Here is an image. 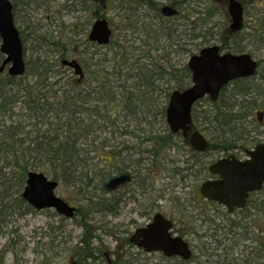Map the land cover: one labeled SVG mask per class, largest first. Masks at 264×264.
<instances>
[{
    "label": "trees",
    "instance_id": "1",
    "mask_svg": "<svg viewBox=\"0 0 264 264\" xmlns=\"http://www.w3.org/2000/svg\"><path fill=\"white\" fill-rule=\"evenodd\" d=\"M11 1L17 12V3ZM88 1L84 0L82 9L70 6L72 12L92 11ZM93 6L97 10L105 3H95ZM144 7L152 10L154 16L150 17ZM115 11L117 15L133 20L137 28L140 25L142 35L147 36L149 42L137 46L133 45L134 40L129 45L127 39L131 35L122 38L123 45L118 42L121 37L112 39L110 44L116 49L111 58L113 64L110 71L103 68L90 71L89 65L88 68L85 66L87 59L82 57L86 77L80 83L75 79L68 81L63 77L65 67L62 61L81 54L76 52V47L81 43L86 50L98 49L99 46L91 44L84 34L83 39H72L69 45L55 38L52 40L48 35L43 42L54 51L57 56L55 61L43 54L44 57L40 56L33 66L27 62L25 76H0V235L3 234V226L18 209H25L22 214L34 212L22 198L30 171L42 172L58 181L60 186L78 192L84 207L78 209L74 218L82 216L81 225L87 232L89 216L98 213L113 217L117 215L119 201L115 199L125 200L126 193H129V198L136 200L135 194L144 196L155 191L152 183L151 190H148V177L151 169L158 167L162 174V186L169 188L171 181H165L180 177L183 188L191 189L185 192V200L180 197H170L168 200H173L179 210L180 216L171 217L175 232L183 238L194 235L204 242L200 250L206 261L197 260L198 264H264V187L252 195L244 210L232 215L217 204L205 201L198 190L200 183L208 176L207 158L214 155V151L229 153L242 150L257 145L264 138V120L260 123L256 116L258 112L264 114L263 59L259 60L256 76L232 82L222 90L217 102L206 98L195 105L192 129L202 132L213 130L214 133L207 152L200 154L191 148L187 134L172 133L166 122L172 91L184 90L191 84L186 65L181 69L167 65L171 55L179 51V39L184 34L180 26L160 22L164 17L157 0H118ZM96 13V19L106 17L98 11ZM212 17L211 14L210 19ZM153 21H157V24H153ZM126 24L125 29L134 27L129 22ZM192 25L193 40L202 39L195 48L200 50L210 43L214 31L210 29L196 33L195 28L199 24L192 22ZM114 26L116 30L117 24ZM82 33L80 29L77 34L82 36ZM225 33L226 36L219 39L224 51L234 54L248 52L245 45L233 41L241 33H233L229 29ZM21 36L25 43L23 32ZM161 38L167 43L164 47L160 46ZM129 47L133 48L132 54L127 52ZM160 51L165 52L161 61ZM184 52L186 56L194 53L186 47ZM3 60L0 51V65ZM30 76L36 79L35 82L30 81ZM55 77L60 79L50 82ZM63 80H66L65 83L56 88ZM88 80V86H83L84 81ZM165 82L168 87L164 89L160 84ZM157 93L160 97L155 96ZM163 94L165 102H162ZM204 102L210 104L209 110L202 109ZM17 110L23 113L21 117L16 115ZM120 123H125L121 134L126 140L112 149L108 137H102L100 133L107 131L108 127L114 129ZM181 149L190 153L185 161L173 158L172 153L176 152L177 156ZM162 171H167V174L171 171L174 176L170 179ZM134 184L138 188L137 193ZM166 195L164 193L160 197L166 200ZM160 208L152 204L149 211L160 212ZM208 209L210 213L206 211ZM211 210L217 211V214H212ZM183 222L188 225L186 230L182 227ZM200 229L204 231L203 235L199 234ZM125 243L127 247L123 248L133 247L128 238ZM210 250L214 251L213 254H208ZM72 253L78 264L96 261L103 255L101 250L97 252L90 244L85 254L82 251ZM113 253L116 255V251ZM146 255L140 253L135 256L130 251L120 257L118 264H149L150 258ZM155 256L168 260L161 254ZM211 256L216 257L212 259ZM196 259L198 256L194 255L188 262L177 258L171 260H176L173 264H190Z\"/></svg>",
    "mask_w": 264,
    "mask_h": 264
},
{
    "label": "rangeland",
    "instance_id": "2",
    "mask_svg": "<svg viewBox=\"0 0 264 264\" xmlns=\"http://www.w3.org/2000/svg\"><path fill=\"white\" fill-rule=\"evenodd\" d=\"M13 1L17 3V12L15 11L17 27L21 33L23 32V36H25V60L26 62L30 63L31 66L36 63L35 61L40 56L44 57V55H47L50 60H54L57 57L54 51L51 50V47L43 42L44 37L49 35L52 40L55 38L56 40H60L62 44H67L72 39H83V34L86 38L87 33L93 24L94 18L91 16L92 12L98 11L100 14H104L106 16L114 30L113 40L121 37L120 41L118 40L120 45H123L124 40H122V38L126 35H131V37L127 39L129 45L132 44L134 40L135 42L133 45L137 46H143L149 42L148 37L142 35L140 25L137 28L134 24V21H130L129 17L127 18L125 16L122 17L117 15L115 11V5L117 4L118 0H109L104 7H101L100 9L97 8V10L93 6L92 1L89 0V2L87 0L88 5L92 7L93 10L90 12L87 11L85 13H73L72 9L70 8V6H76V9H82V3L85 4L84 0ZM157 1L160 2L161 8L163 5L171 4L169 2L172 1L173 3L176 0ZM186 1L187 4L185 5V10L182 13L183 18L180 20H174L170 18H164V20H160V22L167 23L168 25H182L180 31L184 34L182 35V38L179 39V51L175 52L174 55H171V60L167 63L168 66L172 65L179 69L187 65L189 58L191 57L186 56L184 52L185 47L192 49L194 51L193 55L198 54L200 51L195 50V48L199 45V43H201L202 39L199 38L193 40L192 30H190L194 28L192 22H197V24H199L198 28H195L196 33L207 32L210 29H212L210 30L211 32L214 31V35L207 46L220 45L219 39H222L226 36L225 32L227 29H229L231 24V19L228 14L227 0ZM243 4L246 8L244 30L241 32V36L237 39L234 38L235 40L233 41H235V44H238L239 42L241 45H245L248 52H250L251 55L258 61L260 59H263L264 61V0H244ZM143 9L146 10L145 7ZM146 11L150 17L154 16L152 10ZM210 13L213 15L211 19ZM185 16H188V19H185ZM88 21L89 25H85V23ZM123 22H129L130 24L134 25V27H131L132 29H125L126 25L128 24H123ZM115 24H117L116 30L114 26ZM153 24H157V21H153ZM184 24L188 25V27H186ZM80 29L83 32L82 36H78L77 34ZM75 31L77 32L73 34L72 32ZM132 32H134L133 35L131 34ZM232 38L233 37H231V39ZM242 39L243 42H241ZM67 45H69V43ZM81 45H83V43H81ZM166 45L167 43L165 39L161 38L160 46L164 47ZM76 48L78 53H81L76 57H79L80 59L85 57L84 59H87V64H85V66L88 68L89 65L90 71L100 70L101 68H103V70H111L110 68H112L111 66L113 64L111 58L113 57L114 53V45L110 44L108 46L99 47L98 49L89 48L87 50L84 46L80 45H78ZM84 52H87L88 54ZM127 52L132 54L133 48H127ZM159 53V60L161 61L165 52L160 51ZM91 56L93 57L92 60H90ZM146 63L149 62L146 61ZM164 63L165 62H163L162 65ZM262 69L264 71V64L261 68V71ZM63 77H65V79L68 78V81L71 79L76 80L77 78L68 68H65V76ZM30 79L32 83L36 80L35 78L32 79L31 76ZM58 79H60V77H55L50 79V82L58 81ZM65 81L66 80L60 82L56 88L64 84ZM89 83V80L84 81L82 85L88 86ZM163 84L161 83L160 85L164 89L168 87L166 82ZM164 95L165 94H163L161 97L162 102L166 101ZM155 96H159L158 93ZM201 107L202 109L207 110L211 108L210 104L207 102L202 103ZM22 114L23 113L20 110H17L16 115H18V117H21ZM116 115H118V113H116ZM18 117L16 116V118ZM124 124L125 123H120L119 126L115 127L114 129L108 127L109 129H107V131L100 133L102 137H108L112 149L126 140L121 134L123 132L122 126ZM203 126L205 127V125ZM249 127H251V125ZM203 133L206 135L209 141L212 140V136H214L213 130H210L209 132L203 131ZM260 141H264V138H261ZM214 153V155L207 158L208 161L215 160L217 157H219V153H217V151H214ZM172 155L177 161H185L190 157V153L185 149H181L180 154L177 156H175L176 152H173ZM151 166L152 165L150 164V167ZM168 169H171V167L168 166ZM160 172V168L154 167L151 169L150 178L148 177V183L150 185L148 186V190H151L152 183V185H155V191L152 193L149 192L150 194L145 193L144 196H142L141 193H138L137 195L135 194L136 200L130 199L129 193H126L127 196L125 200H122L121 198L120 200L115 199L116 201H119L117 215L113 217L107 216L103 213H98L95 215L93 214V216H89L87 232L81 225L80 220L82 219V216L73 219H63V217L58 215L53 209L34 211L33 213L27 214H22V212L25 210L23 207L22 209H18L8 220L6 226H3V234L0 235V264H76L77 259L73 257L72 252L82 251L85 254V252L88 250L89 244L91 246L93 245V247L97 249V252L101 250L103 254L101 262H107V257L105 256L106 253L108 254V257H111L110 253H113L114 249H122L123 247H127L125 246V239L130 238V235L134 233L136 228L142 227L149 223V219H151L156 213V211H149V209L152 207V204L159 205L161 207L160 212H162L166 217L176 218L179 215V210L173 203V200L169 201L168 199L170 197L172 199L175 197H180L182 200H185L187 197L186 193L190 192L191 189L183 188V184L179 182L180 177L175 178V180L180 183L179 185L175 180H166L165 183H169L171 181V187L167 188V186H162V174H160ZM162 173L167 174V171H162ZM167 176L171 179V177L174 176V173L170 171ZM133 188L137 189V193L138 188L135 187V184L133 185ZM164 193L167 194L165 196L167 198L166 200L160 197ZM57 195L78 209L84 207L83 202L80 198H78V192L72 188L59 186ZM220 209H222V207ZM198 211L199 210L197 209L196 212ZM206 211L210 213L209 209ZM211 213L215 215L217 214V211L211 210ZM181 224L185 230L188 228V225L184 224V222ZM199 234L203 235L204 231L200 229ZM186 239L191 244L194 255L198 256V259L195 261L193 260V262L190 264H198L197 260H201L202 262L206 261V257L203 256V253L200 250L204 242L199 240L198 237L194 235H189ZM213 245L215 246V244ZM212 252L214 251L210 250L208 254H213ZM99 257L101 258V256ZM114 257L117 258V256ZM145 257L150 258L148 261L149 264H173L176 261L161 260L155 255H146ZM215 257L216 256H211L212 259ZM144 261L145 260H143L142 263H144ZM92 263L95 264V261L89 260L87 262V264ZM203 264H206V262Z\"/></svg>",
    "mask_w": 264,
    "mask_h": 264
},
{
    "label": "water",
    "instance_id": "3",
    "mask_svg": "<svg viewBox=\"0 0 264 264\" xmlns=\"http://www.w3.org/2000/svg\"><path fill=\"white\" fill-rule=\"evenodd\" d=\"M99 1V0H94ZM228 13L231 18L230 30L240 32L244 27V7L237 0H228ZM165 17H174L178 11L170 6L162 9ZM113 31L107 19L97 20L89 33V40L99 45H108ZM0 40L1 52L5 59L0 66V74L6 68L12 77H22L26 73L23 42L14 21L13 5L10 0H0ZM64 64L83 76V69L76 61H64ZM188 68L192 85L184 91L172 93L167 108L166 120L172 133L187 132L192 125V111L197 101L209 96L217 101L222 89L231 81L252 77L256 74L258 63L249 54L222 53L220 47L209 46L194 55ZM262 120V114H258ZM190 144L197 152L207 150L208 141L199 131L190 136ZM249 158L242 162L235 156L222 159L209 167V172L218 177L202 183L201 195L224 206L229 213L244 209L250 194L264 186V144L256 146L246 153ZM58 183L45 174L31 171L23 199L35 210L55 209L67 218L74 217L77 209L71 207L57 196ZM173 222L157 213L152 222L137 229L130 241L146 253H162L167 258L178 257L189 261L192 250L189 243L172 233Z\"/></svg>",
    "mask_w": 264,
    "mask_h": 264
},
{
    "label": "flooded vegetation",
    "instance_id": "4",
    "mask_svg": "<svg viewBox=\"0 0 264 264\" xmlns=\"http://www.w3.org/2000/svg\"><path fill=\"white\" fill-rule=\"evenodd\" d=\"M92 1V4H95L96 3V1H94V0H91ZM100 2L99 3H105V1H103V0H99ZM107 2L109 1V0H106ZM106 2V3H107ZM241 2V1H240ZM143 3V2H142ZM169 3H171V4H166V5H163L162 7H161V13H162V9L165 7V6H170V7H172V8H174V9H176L177 11H178V14L176 15V16H174V17H171L170 19H174V20H180L181 18H183V16H182V13H183V11L185 10V5L187 4V1L186 0H184V1H178V0H176V2H173L172 3V1L171 2H169ZM242 3V2H241ZM242 5H243V3H242ZM161 6V5H160ZM245 10H246V8H245ZM246 12V11H245ZM97 13L96 12H92L91 13V16L92 17H94V19H93V24H94V22L97 20L96 19V17H95V15H96ZM15 16V22H16V14L14 15ZM164 18H168V17H165V16H163ZM185 19H188V17L187 18H185ZM89 24V21L88 22H86L85 23V25H88ZM93 24L91 25V26H93ZM17 25V24H16ZM185 25V24H184ZM180 26V28H181V24L179 25ZM186 26V25H185ZM84 27V26H83ZM83 27H81V28H83ZM187 27V26H186ZM91 28V27H90ZM90 31V30H89ZM88 34H89V32L87 33V36H88ZM88 39H89V36H88ZM89 42L91 43V44H95V45H97V46H99V47H101L100 45H98L96 42H91L90 40H89ZM110 45V44H109ZM80 46H83V45H81L80 44ZM78 47V46H77ZM187 48V47H186ZM220 49H221V47H220ZM222 51H223V49H222ZM76 52L78 53V51H77V48H76ZM225 52V51H224ZM79 55V54H78ZM77 55V56H78ZM76 61L81 65V67L83 68V70H84V67H83V63H81V59L79 58V57H76ZM186 67H187V70L190 72V70H189V68H188V64L186 65ZM73 74H74V76H76L77 78H76V80H78V82L80 83L81 81H83V79L86 77V73L84 72V77L83 76H81V75H78V74H76L74 71H73ZM83 78V79H82ZM252 78V77H251ZM246 79H248V78H246ZM236 80H239V79H236ZM236 80H234V81H236ZM234 81H231L229 84H231L232 82H234ZM228 84V85H229ZM227 85V86H228ZM226 86V87H227ZM225 88V87H224ZM223 88V89H224ZM222 89V90H223ZM222 92V91H221ZM259 120V119H258ZM264 120V119H263ZM263 120H259V122L260 123H262L263 122ZM261 143H264V141H262V142H260L259 144H261ZM254 146H252V147H248V148H244V149H242V150H240V149H238V150H234V151H232V152H229V153H219L218 155H219V157H217L215 160H217V161H219V160H222V159H226V158H230L231 156H235L238 160H240V161H242V162H244V161H246L248 158H249V156L246 154L247 153V151H249V150H251L252 148H253ZM215 160H212V161H208L207 162V172L209 171V167L212 165V164H214L216 161ZM218 179V177L217 176H215V175H211V174H209V172H208V176L206 177V181L207 180H217ZM255 193H258V192H255ZM255 193H251L250 194V197H249V199L247 200V204H246V207H247V205H248V202H249V200L251 199V197H252V195L253 194H255ZM239 210H235L233 213H235V212H238ZM152 219L153 218H151V219H149V223L152 221ZM145 226V225H144ZM137 229V228H136ZM131 237L133 236V234L132 235H130ZM131 237H130V239H131ZM113 251H116V255H114L115 253H110L111 254V257H108V254L106 253L105 254V256L107 257V262H101V260H102V257L100 258V257H98V259H96V261H95V264H118V262H119V260H120V257L122 258V256L124 255V254H126L127 252H130L131 251V253L132 254H134L135 256H138L140 253H142V254H145L146 252L143 250V249H141V248H138V247H136V246H133L132 248H122V249H114ZM147 255H150V254H148L147 253ZM114 256H117V258H115ZM124 259V258H123ZM76 264H78V263H76ZM93 264V263H92Z\"/></svg>",
    "mask_w": 264,
    "mask_h": 264
}]
</instances>
